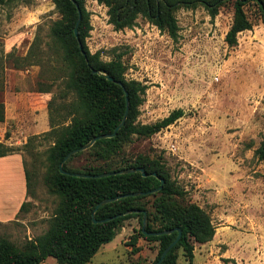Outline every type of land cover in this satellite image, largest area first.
I'll list each match as a JSON object with an SVG mask.
<instances>
[{"label": "rangeland", "instance_id": "rangeland-1", "mask_svg": "<svg viewBox=\"0 0 264 264\" xmlns=\"http://www.w3.org/2000/svg\"><path fill=\"white\" fill-rule=\"evenodd\" d=\"M83 3L91 26L86 37L90 51L105 61L120 56L125 77L146 85L135 122L151 124L174 109L184 111L149 137L132 136L123 153L159 158L185 188V201L210 216L215 234L208 242L193 243V264H264L262 195L258 220L242 214L246 191H264V162L253 155L264 138V23L256 5L244 6L252 27L239 32L237 44L229 46L225 36L234 16L233 0H225L214 17L199 2L178 4L176 40L141 13L133 26L116 29L107 6L98 0ZM58 17L54 0L0 3V101L5 106L0 142L20 159L0 158V235L18 246L48 229L58 203L49 183L54 166L47 159L54 139L45 132L49 112L62 122L74 101L71 92L61 97L60 61L46 46L49 26ZM36 34L47 53L39 64H31L38 61V56H28ZM30 138L32 144L24 147ZM82 160L79 156L68 166L77 167ZM25 169L31 173L32 196ZM139 226L135 217L122 221L114 238L86 264H151L159 243L138 237L131 245ZM176 254V264H188L181 247ZM40 264L60 263L47 257Z\"/></svg>", "mask_w": 264, "mask_h": 264}, {"label": "trees", "instance_id": "trees-1", "mask_svg": "<svg viewBox=\"0 0 264 264\" xmlns=\"http://www.w3.org/2000/svg\"><path fill=\"white\" fill-rule=\"evenodd\" d=\"M5 0H0V3ZM54 0L59 17L49 26L48 53L55 54L60 65L57 71L64 82L61 97L71 92L74 101L65 113L64 121L58 122L49 112L50 128L46 134L53 136V144L48 149L47 159L54 166L50 178L53 193L58 198L54 214L48 220V229L34 240L16 245L0 235V264H40L47 257H52L60 264H86L101 245L110 242L115 236L117 226L124 220L135 217L139 222L137 234L132 235L135 245L138 237L159 243L158 252L151 264H155L164 249L176 238L178 231L169 234L144 235L142 233L143 212L147 215L145 230L158 232L179 228L181 237L167 252L161 264H176V250L182 248L188 264H193L194 242L205 243L212 240L215 226L210 216L198 204L186 202V190L179 185L159 158L138 155L125 157L123 145L132 136L149 137L173 124L184 115L181 108L169 112L164 118L151 124L136 123L138 107L146 85L125 77V65L120 59L105 61L99 52L92 53L86 44V37L91 29L89 13L83 0ZM108 8L109 21L116 29L133 26L138 14L144 15L160 31L176 40L178 24L174 11L178 4L195 6L201 3L214 17L218 7L225 0H98ZM254 3L264 23V0H233L234 16L225 40L229 46L237 44L239 32L251 29L252 22L247 17L244 6ZM80 11L77 25L78 39L74 35V26ZM38 34L29 48L28 56H38L35 63L42 61L43 47ZM85 52V55L82 54ZM87 58V59H86ZM92 70H99L94 73ZM112 77L109 80L104 74ZM120 82L122 85H119ZM49 92V89H40ZM127 92L128 111L124 124L113 137L97 139L93 145L69 157L62 168L69 173L101 174L125 168L142 167L147 176L140 172L120 173L100 178H83L71 174H62L59 164L72 150L87 144L93 137L111 133L121 122L126 110ZM52 100L49 102V109ZM52 107V106H51ZM54 108V107H53ZM5 119V106L0 101V122ZM36 138V137H33ZM30 138L24 147H29ZM14 149L0 142V157L11 154ZM254 157L264 162V138L254 149ZM82 156V162L74 168L68 163ZM152 173L156 175L153 176ZM30 171L25 169L27 194L30 191ZM161 179L163 183L161 184ZM160 189L153 192L154 189ZM144 194L131 196L130 193ZM126 195V196H122ZM120 196L105 203L94 212L97 220L119 215L105 222L94 223L92 212L100 201ZM22 203L20 209L24 206ZM136 209L139 212L124 214Z\"/></svg>", "mask_w": 264, "mask_h": 264}, {"label": "water", "instance_id": "water-1", "mask_svg": "<svg viewBox=\"0 0 264 264\" xmlns=\"http://www.w3.org/2000/svg\"><path fill=\"white\" fill-rule=\"evenodd\" d=\"M72 3L78 8V4L76 3L75 0H71ZM78 12H79V15H78V19L76 21V24L74 26V35L75 37L77 38L78 40V46L79 48L81 49L82 48V45L78 39V32H77V25L80 21V11L78 9ZM82 54L85 55V52L82 51ZM87 59V58H86ZM92 72L94 73H99V70H92ZM105 77L109 80H112V77L109 76L108 74H104ZM119 85H122L120 82H117ZM125 97H126V110H125V114L121 120V122L115 127V129L113 130V132L111 133H106V134H101V135H97L95 137H93L87 144L83 145L82 147L80 148H77V149H74L72 151H70L65 157L64 159L60 162L59 164V171L62 173V174H71V175H74V176H77V177H83V178H100V177H104V176H109V175H114V174H120V173H131V172H140L142 174V176H147V173L145 172V170L142 168V167H133V168H125V169H121V170H117V171H112V172H104V173H101V174H84V173H69L68 171H65L63 168H62V165L63 163L69 158L71 157L73 154L79 152V151H83L89 147H91L93 145V143L97 140V139H102V138H108V137H113L116 135V133L119 131V129L122 127V125L124 124V121L126 119V114H127V111H128V101H127V92L125 91ZM153 176H155L156 174L155 173H152ZM163 183V179H161V184ZM160 189V186L156 189L153 190V192H156ZM141 194H144L142 192H135V193H130L128 195H131V196H136V195H141ZM122 196H126V195H122ZM120 196H117V197H114V198H110V199H104L102 201H100L99 203H97V205L95 206L93 212H92V221L94 223H98V222H105V221H108V220H111L119 215H116V216H112V217H108V218H105V219H101V220H97L94 218V212L95 210L100 207L101 205L105 204V203H108L110 201H113L117 198H119ZM131 212H139V210H136V209H131V210H128V211H125L124 214H127V213H131ZM146 222H147V215L145 212H143V217H142V233L144 235H160V234H169L171 233L173 230H177L178 231V234L176 236V238L164 249V251L162 252V254L160 255L159 259L156 261L155 264H161L162 260L164 259L165 255L167 254V252L177 243V241L180 239L181 237V230L179 228H174V229H170V230H162V231H158V232H147L145 230V226H146Z\"/></svg>", "mask_w": 264, "mask_h": 264}, {"label": "crops", "instance_id": "crops-1", "mask_svg": "<svg viewBox=\"0 0 264 264\" xmlns=\"http://www.w3.org/2000/svg\"><path fill=\"white\" fill-rule=\"evenodd\" d=\"M49 128H50V124H49ZM11 156H14L15 158H17V160H20L18 155H7V156L0 157V158L2 159L10 158ZM22 182H23V178L21 177L20 183ZM210 184H213V183H210ZM246 195L247 196L243 202L244 205L242 209L243 218L249 219L250 221H253V220L256 221L262 215V209L259 206L260 201L258 199L260 195H262V198H264V191L263 190L260 191L256 187H250L246 191Z\"/></svg>", "mask_w": 264, "mask_h": 264}]
</instances>
